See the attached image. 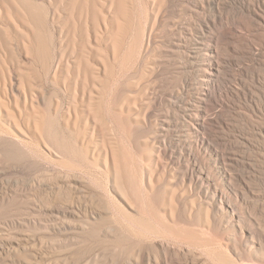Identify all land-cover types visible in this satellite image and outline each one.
I'll use <instances>...</instances> for the list:
<instances>
[{
    "label": "bare ground",
    "instance_id": "obj_1",
    "mask_svg": "<svg viewBox=\"0 0 264 264\" xmlns=\"http://www.w3.org/2000/svg\"><path fill=\"white\" fill-rule=\"evenodd\" d=\"M204 1L0 0V264H264Z\"/></svg>",
    "mask_w": 264,
    "mask_h": 264
},
{
    "label": "rangeland",
    "instance_id": "obj_2",
    "mask_svg": "<svg viewBox=\"0 0 264 264\" xmlns=\"http://www.w3.org/2000/svg\"><path fill=\"white\" fill-rule=\"evenodd\" d=\"M204 2L205 5L201 9V13H203L201 14L203 16H201V19L204 23L203 31L205 32L204 43L205 45L213 44L217 47V56L221 64L219 68L222 69L218 73V79H220L219 85L216 88V98L219 97L217 99L219 102L217 110L222 115L224 114L225 120L231 118L229 121H226L225 130L221 129V131L224 130L222 131L223 134H229L234 139L239 138L240 140L242 139V142L249 143L247 147L241 141L237 142V147L239 148H234L233 152L235 153V157L238 156L241 159L236 157L239 163H235L233 171L238 176L242 175L243 171L244 173L247 172L248 175L252 174L251 187H254L252 189V197H254L253 207H264V202L260 201V197L258 198L260 194L264 193V0H205ZM253 3L259 13L260 21L257 19L258 22H255L253 17L249 16V12L247 13L246 7L249 4L254 6ZM243 8L245 10H242ZM191 22L190 20L189 23L191 24ZM230 27L233 28L235 34L230 31ZM256 33L260 36L256 35ZM223 102H227L225 107L221 106ZM227 116L230 117L228 118ZM10 177L12 179H9L14 184H21L26 178V176ZM235 205L238 207L240 204L235 202ZM36 232L37 234L39 233V236L45 234L43 237H48L51 236L49 234H52L48 233L44 228H41V230L37 229ZM58 253L59 257L61 256L62 258L63 256L64 258L68 250L64 249ZM98 259L99 264H102L103 260L105 264L106 259L104 257L100 256ZM89 260H91L90 264H93V262L94 264H98L95 263L93 256L92 258L89 256L86 263L89 264ZM100 260L102 261L100 262Z\"/></svg>",
    "mask_w": 264,
    "mask_h": 264
}]
</instances>
